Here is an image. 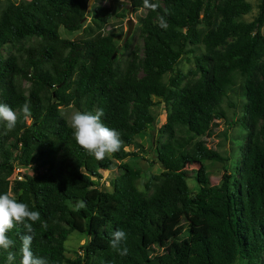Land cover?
Segmentation results:
<instances>
[{
	"label": "trees",
	"instance_id": "1",
	"mask_svg": "<svg viewBox=\"0 0 264 264\" xmlns=\"http://www.w3.org/2000/svg\"><path fill=\"white\" fill-rule=\"evenodd\" d=\"M87 1L0 0V103L20 116L7 134L0 124V194L40 212L34 255L49 264H264V0L250 20L248 0H152L156 11L126 0L141 45L122 64L112 57L115 35L102 32L112 11L102 0L87 10ZM78 30L79 38L60 35ZM187 55L192 68L182 72ZM25 103L31 125L20 113ZM67 106L103 109L121 149L103 160L81 149L61 113ZM220 120L244 130L232 165L201 140ZM149 125L159 170L145 174L133 163L137 153L124 147ZM111 158L120 159V170L107 190L97 178ZM189 161L197 169L186 170ZM205 161L220 165L216 183ZM179 221L184 228L170 240L166 231ZM117 229L127 233L125 256L110 247ZM73 232L85 238L70 257L64 242ZM23 233L19 225L8 232L13 264ZM6 256L0 250V264Z\"/></svg>",
	"mask_w": 264,
	"mask_h": 264
},
{
	"label": "rangeland",
	"instance_id": "2",
	"mask_svg": "<svg viewBox=\"0 0 264 264\" xmlns=\"http://www.w3.org/2000/svg\"><path fill=\"white\" fill-rule=\"evenodd\" d=\"M251 5L250 12L245 15L247 20L252 19L257 13V5L260 0H248ZM102 3L105 6H108L112 11V16L108 21V25L102 30L103 33H112L115 35L116 43L118 44V53H115V57L120 64L124 63L127 57V51L132 48H140L141 40L137 32H134V28L136 25V19L134 17L133 12L131 11L130 7L128 6V2L126 0H102ZM132 19V28L129 35L126 37L127 45L126 48L123 49L122 40L124 39L125 32H126V20ZM88 23V19L85 20L83 26ZM264 31V26L262 27ZM62 37H67L70 39H75L83 36V32L81 30L72 32L70 34L60 32ZM193 64V57L192 55L184 56L180 59L178 63V69L182 72H185L188 69L192 68ZM26 84H24L25 86ZM153 100H157V98H153ZM76 111L73 107L67 106L61 108V113L66 119L67 123L70 125V117L72 113ZM230 115V111H227V116ZM230 119V116L228 117ZM233 119V117H232ZM27 124L31 125L29 119H26ZM152 129V130H150ZM244 133V130L241 129L238 125H231L230 127L227 126L225 123L220 120L217 124V129L215 134L206 135L203 137L202 143L206 147H211L216 149L220 154L223 156H231L229 159V163L232 165L235 159L237 158V151L236 146L241 143L240 135ZM157 132L155 127L151 128L149 125L146 133L142 135H134L130 139V143L128 146L124 147L126 151L129 152H136L138 158L133 162L135 166L140 167L142 173H156L159 170V166L156 163H151L153 159L152 153V146L149 145V142H155L157 138ZM141 144L142 148L135 147L134 144ZM233 153V156H232ZM113 165L112 168L109 170H101L100 171V178H97L99 186L105 189H109V182L113 175L118 174L119 168V161L118 158H111ZM204 165L206 170L209 173V178L211 183H216L222 170L219 164L211 163L209 161H205ZM198 164L195 161H189L185 164L186 170H195L197 169ZM19 169H17L14 174H19ZM24 172L28 174H33L34 172L27 168ZM188 186L193 189L194 187V179L192 178L191 174L187 178ZM136 188L139 191L143 190V186L140 183L136 184ZM184 228V224L179 221L172 223L166 231V236L170 240H173L175 236H177ZM84 235L77 234L75 232L71 233L68 238L64 242V246L67 250V255L73 257L75 255V251L77 250V246L83 243ZM242 262L241 260H236L233 264H239ZM243 263V262H242Z\"/></svg>",
	"mask_w": 264,
	"mask_h": 264
},
{
	"label": "clouds",
	"instance_id": "3",
	"mask_svg": "<svg viewBox=\"0 0 264 264\" xmlns=\"http://www.w3.org/2000/svg\"><path fill=\"white\" fill-rule=\"evenodd\" d=\"M143 7L156 11L159 4L153 3L152 0H143ZM158 22L162 29L168 27L165 16H159ZM20 113L26 119L31 116L27 103L22 106ZM103 116V109H99L95 114L74 111L70 117V126L76 144L96 160H103L118 152L123 144L120 133L105 126L102 122ZM19 119L20 116L9 105L0 103V124L5 129L4 134L12 131ZM78 207H84V203L80 202ZM39 220V211L30 210L26 203L18 202L14 196L8 193L0 194V250L7 253V264H13L16 257V253L12 251L14 241L9 238L8 232L17 225L24 229V233L20 236L21 259L19 264H49L46 257L34 255L32 251L35 236L34 225ZM41 227L46 229L47 223H43ZM126 239L127 233L124 230L117 229L112 234L110 247L120 256L128 254L127 247L123 246Z\"/></svg>",
	"mask_w": 264,
	"mask_h": 264
},
{
	"label": "water",
	"instance_id": "4",
	"mask_svg": "<svg viewBox=\"0 0 264 264\" xmlns=\"http://www.w3.org/2000/svg\"><path fill=\"white\" fill-rule=\"evenodd\" d=\"M91 2H92V0H88L87 1V4H86L87 10L89 9ZM132 23H133L132 19L126 20V22H125V24H126V32H125L124 38H126L129 35V33L131 31V28H132ZM112 57H114V53L112 54Z\"/></svg>",
	"mask_w": 264,
	"mask_h": 264
}]
</instances>
